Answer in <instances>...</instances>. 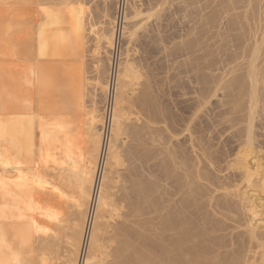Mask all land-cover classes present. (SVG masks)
<instances>
[{"label":"bare ground","instance_id":"obj_1","mask_svg":"<svg viewBox=\"0 0 264 264\" xmlns=\"http://www.w3.org/2000/svg\"><path fill=\"white\" fill-rule=\"evenodd\" d=\"M35 1L32 44H12L19 26L0 17V48L7 41L14 55L36 62L8 78L0 67V264H264V219L254 220L255 191L264 192V0H218L180 44L203 55L181 64L194 97L177 116L143 79L129 44L116 51L138 36L144 9L116 0L115 16L103 15L110 29L100 30L98 48L107 59L95 53L85 103L84 83L66 63H87V44L60 0ZM174 1L152 0L146 13L159 17ZM9 2L21 0L0 6ZM179 2L186 16L190 2ZM227 13L239 45L226 44L223 59L203 43ZM54 94L58 109L46 103ZM225 135L230 154L217 148ZM227 229H244L242 251L229 252L231 239L219 236Z\"/></svg>","mask_w":264,"mask_h":264},{"label":"rangeland","instance_id":"obj_2","mask_svg":"<svg viewBox=\"0 0 264 264\" xmlns=\"http://www.w3.org/2000/svg\"><path fill=\"white\" fill-rule=\"evenodd\" d=\"M132 1L134 2L133 4H132ZM132 1H130V3L134 6L139 7L142 10V12L144 9L143 17H145V19H144V21H142L140 23V28H139L140 31L138 32V36L136 37V39L132 40V42H131V44H135V45H131L129 43V41L127 43V41L125 39H123V40H121V43L118 44L116 51H117V53L120 51L122 52V50L125 49V47L128 46V44H129V47H131L132 57L133 58L135 57L134 62L136 60L140 63V65H139V63L137 62L138 63L137 66L138 67L140 66V70H142L143 79H145V77H144V74H145L146 78L150 80L151 85L154 88L155 92L159 95L160 100H161L164 108H167V111L172 112L173 115L177 116L178 114L181 113V111L183 112V111L187 110V107L189 105L191 106L192 102L186 101V98H188V100H189V99L194 97V95H192L193 94L192 93L193 87L190 85V83H189L190 81L188 82V80H187L189 77L190 80L193 81V75H190V74L188 75L187 71L181 67V64H183L185 61H190V59H193L197 56L199 57V56L203 55V53L201 55V52H199V54H198V52L197 53H195V52L190 53L189 51H188L189 52L188 54H187V51L183 53V52L179 51V47L182 44H186L189 41V39L191 37L190 34L192 31H196L200 28L199 21L201 20V18L206 17V16H211L217 10L216 8L219 5L218 0H215V3H214V0H189V2H190V6L188 8L189 13L187 12L186 16L184 13L182 14V11L180 9V7H181L179 5L180 0H175L173 3V6H171L172 5L171 3H170V6L168 5V8H167V5H165L166 7L164 6V10L165 9L166 10L165 11L163 10L159 17L157 15H155V16L149 15V12L151 11V8L153 6L152 3H154V5H155V2H152V0L151 1L150 0H137V1L132 0ZM33 2H32V0H21V3L19 5L14 4V2H9V4L6 3V5L0 6V17H2V20H4V21L8 20L10 18V15H11V17H14V20L16 21L17 25L19 26V29H17V33L15 34V36H13L14 37V39L12 40L13 42L11 41L12 44H32V41H31L32 33L34 31V28H35V23H36L38 11H39L38 5L34 6L36 1L33 0ZM135 2L138 3V5L135 4ZM149 2H150V4H149ZM58 3L62 7L60 9V11L62 13L64 12V13L68 14L67 16H72V19L74 20V25L76 27L75 29L78 32L79 38L81 39V41H83L82 42L83 44H87L86 47L89 51V54H88V52H86V55L84 54L83 57H84V61L87 58L88 62L87 63L84 62V63H86L88 65L90 64L89 65V67H90L95 53H96V55L101 53L103 60H106L107 59L106 54H105L106 50L105 49L99 50V48H98V44H102L100 42V32H101L100 30L101 29H104V30L110 29V27H109L110 24L108 22V20H110V19L109 18H108V20L106 19L107 23H104L105 19H103L104 18L103 15L105 16L106 12H107V14H109L111 17L115 16L116 0H63L62 2L60 0V1H58ZM148 4L150 5V7H149L150 10H148L149 9ZM142 6H143V8H142ZM25 7H26V9H25ZM146 11H149V12L146 13ZM237 12L239 13L240 10H238ZM34 13H36V15ZM190 13H191V15H190L191 17L189 16ZM66 14H65V16H66ZM230 15H231L230 13H227L223 17V21L220 24V26H218L217 28H209V27L206 28L208 30L210 29V31H211L210 32L207 30V34H206V37L211 39V42L203 43L204 45L211 44V46H215L216 48H219V51L221 52V54L224 57V58L222 57L223 59L227 58V56H224L225 55L224 48H225L226 44L231 45V43H232L231 47H233V48H236L239 45L237 32H235L234 29H232V28L230 29V27L227 26ZM108 24H109V26H108ZM144 24H146V25L143 27V29H141V27ZM28 25H29V27H28ZM108 27H109V29H108ZM145 29H147V30H145ZM155 29L158 32L155 31ZM145 31H146V34L143 33ZM217 34H218L219 38L217 37ZM224 35H225L226 39L224 38ZM208 38H206V39H208ZM220 40H221V42H220ZM8 43L9 42L4 41L3 42L4 46L2 48H0V55H1L0 56V67L4 69L5 78H8V76H9L8 70H10V69L17 76L22 71H25V69L27 70L29 67L34 66L33 64H36V62L34 60H28L27 58L24 59L21 56H19L18 54L14 55L13 52L14 51L17 52V48L13 47L12 49H10V48L8 49ZM126 43H127V45H126ZM212 44H216V45H212ZM164 47L167 48L168 50L169 49L172 50L171 56L169 55L170 53L168 54V52L165 51ZM4 52H6V53H4ZM175 52H176V54H175ZM92 53H94V54H92ZM4 55H5V58L3 57ZM17 56L21 57V59H19V57H17ZM187 58H188V60H187ZM79 59H77L75 57L74 60H71V61L67 60L66 65L73 66L74 70L76 69L75 71H76L77 77L81 79L80 83L81 84L84 83L83 88L80 85V88L83 89V90H80V94H83V96H85V99H83V100L85 103H87V101H88V98H87V92L88 91L87 90H89V88L91 90V88H92V84L94 81V77H93L94 72H93L92 66L88 70L87 69L88 66H86V65L84 66L83 59L82 58L80 60ZM15 60L17 62H15ZM77 60L80 61L82 64H80V62H78ZM27 62H29V63H27ZM70 62H71V64H70ZM46 65H49V64H46ZM55 65H61V64H55ZM75 66H76V68H75ZM79 67L80 68L82 67V68L79 70ZM85 67H86L87 71L85 70ZM77 70H79V71L77 72ZM90 70H92V71L89 72ZM85 71L87 72L86 75L84 74ZM183 72H185V73H183ZM89 74H91V75L93 74V76H92L93 80H92L91 75L89 76ZM147 76H149V78ZM18 78H20V77H18ZM86 78L87 79L90 78L88 88L85 85L88 82L85 80ZM185 92L189 93V95L184 98L182 96V93H185ZM35 93H37V92L35 91L34 95H33L34 102L36 104H38L40 98H39V95L35 94ZM88 95H90V94L88 93ZM58 101H59L58 96L56 94H54V95H52V98L46 100V103H48V106H50L51 108L55 107V109H58L57 108L58 103H59ZM98 102H99L98 108L100 110L99 114H102L103 113L102 110L104 108V102H103V98L100 95H99ZM212 104L213 105L210 106V109L215 108L214 104H216V99H213ZM75 114L76 113L73 112V114L71 116H75ZM202 120L205 122L204 125H207L208 124L207 121H209V118H207L205 116L202 118ZM260 132H259V134H264V131H260ZM263 136H261L262 139H263ZM262 139L260 142H262V141L264 142V139L263 140ZM228 140L230 141L229 137L227 138V135H225L221 141H217V142H220L221 145H223L222 146L223 149L220 148V146H221L220 144H219L220 146L217 147L221 150L220 151L221 153H223V152L224 153H226V152L231 153L232 149H230V148H232L234 145H232L231 141L229 142ZM217 142H215V143H217ZM227 143H229V144H227ZM224 147L226 150L224 149ZM230 153H228V154H230ZM15 172L17 175H19L21 173L19 168H15ZM256 190L258 192L255 191L256 194H254V195H255V197L257 195V197L260 198V199L257 197H256L257 199L255 198L257 200L256 201L257 205H259V207H261V208L263 207L262 210H261V208H258V212L255 213L256 214L255 216L257 218L255 219V217H254V220L259 221L261 218L264 219V217H262V216H264V192H262V190L260 191V189H258V188ZM22 201H23V203H25L24 199H22ZM260 211H261V213H260ZM227 230L228 231L222 232L224 234V236L222 233H221L222 236L219 235L221 237V240L223 237L225 243H227L228 240H230V239L233 242V241H236V240H233L234 237L236 236L235 238L238 239L237 242L239 241V243L236 242L237 245L235 244V242H233L234 245L231 244L230 243L231 240L229 241V243H227V244H229V247H230V249L228 248L229 252H232L233 250H235L236 247H237L236 250L239 249L240 251H242L246 246L245 240H244L245 236L243 235L244 229H242L243 231L240 229L238 231L239 234H241V236L237 235L238 232L234 229H230L231 231L229 229H227ZM234 231L236 232V234ZM240 231H241V233H240ZM227 232H228V234L232 233V234H230L232 236H230V235L225 236L227 234ZM238 236H240V237H238ZM242 236H244V237H242ZM147 237H151V236L149 235ZM151 238H150V240H151ZM241 243H243V244H241ZM228 249L226 248L223 251H226ZM226 252H228V251H226ZM226 257H229V255H226ZM254 262L255 261H253V263Z\"/></svg>","mask_w":264,"mask_h":264}]
</instances>
